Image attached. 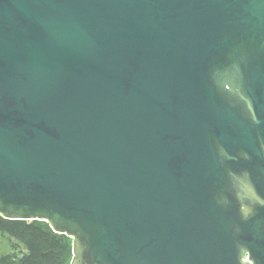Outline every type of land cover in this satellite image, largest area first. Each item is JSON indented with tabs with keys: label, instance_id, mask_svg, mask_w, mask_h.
<instances>
[{
	"label": "water",
	"instance_id": "95a60500",
	"mask_svg": "<svg viewBox=\"0 0 264 264\" xmlns=\"http://www.w3.org/2000/svg\"><path fill=\"white\" fill-rule=\"evenodd\" d=\"M0 216L69 264H264V0H0Z\"/></svg>",
	"mask_w": 264,
	"mask_h": 264
},
{
	"label": "trees",
	"instance_id": "16d2710c",
	"mask_svg": "<svg viewBox=\"0 0 264 264\" xmlns=\"http://www.w3.org/2000/svg\"><path fill=\"white\" fill-rule=\"evenodd\" d=\"M0 232L10 238L11 247L10 253L0 257V264H68L71 259V240L45 222L0 216Z\"/></svg>",
	"mask_w": 264,
	"mask_h": 264
},
{
	"label": "rangeland",
	"instance_id": "374dc122",
	"mask_svg": "<svg viewBox=\"0 0 264 264\" xmlns=\"http://www.w3.org/2000/svg\"><path fill=\"white\" fill-rule=\"evenodd\" d=\"M10 252V238L6 234L0 232V257Z\"/></svg>",
	"mask_w": 264,
	"mask_h": 264
}]
</instances>
